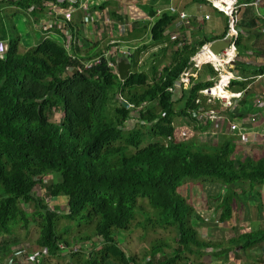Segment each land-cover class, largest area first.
<instances>
[{
  "label": "trees",
  "instance_id": "trees-1",
  "mask_svg": "<svg viewBox=\"0 0 264 264\" xmlns=\"http://www.w3.org/2000/svg\"><path fill=\"white\" fill-rule=\"evenodd\" d=\"M196 4L208 6L206 0H196ZM5 6L36 21L50 7L64 12L71 8L55 0H0V15ZM154 8L147 10L151 22L132 30L129 39L140 41L148 34L151 43L160 47V54L171 51V61L160 72L152 67L150 77L133 71L139 50L123 58L131 66L124 81L108 67L109 63L117 64V52L107 58L92 48L85 53L87 58L80 57L75 43L78 26L71 27V22L59 29L55 20L51 25L56 27L57 38H42L20 54V37H14L0 17V42L7 46L0 59V254L4 257L10 253V243L15 242V230L28 229L32 223L39 229L36 246L46 251L47 257L68 254L65 236L69 232L63 230L64 235H60L57 229L61 217L35 195L36 187H44L47 176L57 179L44 187L46 197L66 199L63 219L76 230L92 226L95 239L102 244L83 264H138L136 258L121 250L116 237L129 231L140 200L147 201L156 212L159 227L174 228L177 234L170 256L160 244H154L144 264H194L192 258L200 261L211 249V256L225 264L235 254L248 259L249 250L264 243V230L228 240L226 248L202 239L196 224L203 223L202 219L178 193L179 183L186 178L219 181L226 188L217 206L219 221L228 226L237 198L234 187L247 183L251 191L264 185V156L234 162V145L227 143L226 137L221 139L222 145L210 146L211 154L196 148L195 143L175 141L174 118L199 124L200 112L214 109L199 93L214 85L217 74L206 65L212 80L194 79L193 71L197 70L191 59L215 40L204 38L196 45L188 44L182 27L179 32L183 37L173 39L166 32L176 24L177 16L163 12L156 17ZM97 59L99 63L85 67ZM205 59L217 62L211 55ZM245 68L249 74L243 75L244 79L264 73V69ZM189 70L192 73L183 84L188 88L175 100L180 78ZM248 84L241 83L239 90ZM220 95L230 97L222 88ZM177 102L183 103L178 110ZM58 112L62 115L59 122L51 121V115ZM133 113L139 127L125 131ZM144 131L159 141L143 146ZM22 205L32 206L33 212L26 213ZM6 236L11 241L6 242ZM9 263L15 264L12 260Z\"/></svg>",
  "mask_w": 264,
  "mask_h": 264
},
{
  "label": "rangeland",
  "instance_id": "rangeland-1",
  "mask_svg": "<svg viewBox=\"0 0 264 264\" xmlns=\"http://www.w3.org/2000/svg\"><path fill=\"white\" fill-rule=\"evenodd\" d=\"M85 2L90 9L88 12H74V16L76 17L79 26L77 27L75 24L79 33L77 43L81 45V52L83 50V53L85 54L92 48L98 53H104L105 56L109 55L110 53L113 54V52H118V55H115L114 58L117 63H119L122 60V56H124L120 54V51L129 53L130 55H135L137 51L141 50L137 55V65L133 71L146 73L150 77H152V67H157L158 72H160L163 66H166L170 63V50H168V52L165 54H160V47L151 43L148 34L144 35L140 41H131L129 39L131 36L130 32L132 30H139V28L146 26L148 22H151V19L147 14V10L150 7L154 6L156 8L157 5L163 10L164 8L168 9L174 6L173 8L176 10L183 11L187 5V0H155L154 2L148 4H145L141 1L137 2L136 0H85ZM93 6H95V8L103 7V10L92 9ZM104 6H106V8ZM2 9L3 11L0 17L4 23H7L14 37H20L21 42L19 46V53L24 54L22 52H26L27 47L32 48V46L35 44V41L40 39V30L43 28V26L38 25L39 23L35 19V21H31L29 19L30 16L18 12L14 7L5 6ZM244 20H247V16H244ZM228 23L229 29L231 30L230 19H228ZM174 26L176 27L179 25L174 24ZM179 28L180 27L177 29L179 30ZM222 28V25H220L218 30ZM232 28H235V25ZM172 30L169 29L168 32L173 35L175 33L170 32ZM36 33L38 35H36ZM169 33H167V35ZM86 41L87 44L85 43ZM3 43L6 44L5 42ZM108 47L110 48L109 50ZM199 55L197 57L199 63L210 61L208 59H199ZM82 58H87L86 54L85 57ZM229 58L233 59V57ZM232 59H227V62H230ZM130 71L131 67L129 72ZM180 90L182 91L181 87L178 86L176 92L178 96L181 93ZM176 99L178 100L177 96ZM182 107L183 103L179 105V102H177L176 110ZM223 108L225 110V108L230 107ZM61 116L62 115L59 112L53 113L50 119L51 121L58 123ZM136 118V114L133 113L132 118L127 121L125 125V131H130L133 128L136 129L139 127ZM174 125V139L176 142L195 143L196 148H201L205 153L208 154L212 153V151H208L211 148L210 146L215 148L222 145L221 141L217 140L212 145L209 144L210 141L208 140H212L213 142V140H216L217 137L220 138V135L227 134L225 133L226 130L223 128L221 132L218 131V134L211 138L210 134L214 130L213 127H210L209 131L207 132L208 134H204L201 129L206 127V122H199V124H187V120H183L182 118L178 117L174 118ZM233 127L237 129L236 126ZM233 127L229 128L232 129ZM214 131L217 132V130ZM144 133L145 136L143 146L159 141L150 137L146 131H144ZM235 139L236 137H229L226 141L231 145ZM253 152L255 151H253L251 148H245L243 151H240V155L236 154V157H241L243 155L248 157L249 155V157L252 156L254 159H256L259 157V155L263 154L258 153L252 155ZM56 179L57 177L55 176L45 177L43 179L44 187L51 185L56 181ZM179 186L180 188H178V193L188 200L190 206L195 210V215L199 216L203 221V223H198L196 221V224L198 225L199 230L203 229L200 231L203 234L204 240H210L220 248H226L227 240L231 239L226 240L224 228L227 225L224 224L221 226L222 223L219 221V211L217 209V206L220 203L219 199L224 196L226 188L219 181L205 179L193 180L188 178L182 180L179 183ZM44 187L43 185L42 187L37 186L35 189V195L41 199H44L48 208L51 211L57 212V214L61 217H59L60 219L57 229L60 235H64L63 230H67L69 232L65 236L67 238L68 245L70 246V248L65 249L68 254H65L61 257L59 255L53 258L47 257L46 251H41L36 246L39 229L35 223H32L28 229L17 228L15 230L13 233L15 242L10 243V248L8 247L10 253L8 255L4 257L0 254V264H10L9 262L11 260L15 264H37L36 260L40 261L38 264H83V260H85L92 251L99 250L101 248L102 244L98 243L94 237L93 227L83 226L80 230H76L74 227H71L70 223L63 219L67 211L66 199H51L46 197ZM236 189L238 191V196L235 199L236 202L233 206L234 217L230 221L228 227H226L228 228L226 231L229 233V235H236L237 238V235L240 236V233L243 234L249 232L246 227L244 228L239 226V224H242L243 218H250V216L256 212V209L259 205L257 197L253 196L252 194L245 196L246 192H241V189L245 191L248 190L247 183L242 184L240 188ZM22 208L28 214L33 212L32 206L22 205ZM137 208L138 209L136 211L135 218L131 223L129 231L117 235L116 238L118 246L128 256L136 258L138 264H144L147 261V254L154 244H160L163 247V252L166 254V256H170L176 246V230L174 228L164 229L159 227L157 224V214L148 205L147 201L140 200ZM262 210L264 211V209ZM233 220L236 223L233 224ZM238 220L240 221L239 224ZM74 225L78 227L79 222H74ZM207 235L211 237L208 238ZM8 239L9 238L6 236L4 240H7L6 242L11 241V238L9 241ZM1 242L2 241L0 240V243ZM205 252L206 253L204 257L201 258L200 261L192 258L194 264H222L219 263L220 260H215L211 256L213 253L212 249ZM72 253H75V255L72 256ZM248 253L250 255H254L255 249H250Z\"/></svg>",
  "mask_w": 264,
  "mask_h": 264
},
{
  "label": "crops",
  "instance_id": "crops-1",
  "mask_svg": "<svg viewBox=\"0 0 264 264\" xmlns=\"http://www.w3.org/2000/svg\"><path fill=\"white\" fill-rule=\"evenodd\" d=\"M136 1L138 2L139 0ZM235 1L240 7H242L243 5H250L254 3H256L257 6L243 7L239 11L238 20L236 21L234 28L239 32V39L238 42L236 43V50L235 52H233L234 58L232 62L230 63H228L227 61L224 62L225 59H223L221 63L223 66V70L222 68L215 69L214 64L210 62L207 64H201L199 66L200 69H198L197 71H193V76H194L193 78L207 82L212 80L207 73V70H209V68L206 65H210L217 74L214 80V84L219 79L220 73L227 76V80H229V83L228 86L226 87L225 92L231 95V97L228 98L231 102V106L230 108H225L224 110L223 106H221L218 101L215 102L213 101L214 103L213 107L216 110V112L220 116H222L223 121L219 123L207 122L206 127H203L201 129L204 134H208L207 132L209 131L210 127H213L214 130H217V132L214 130L211 132L210 134L211 138L215 137L218 134V131L221 132L223 128L226 130L225 133L227 134L220 135L221 137L220 138L217 137L216 140H213V142L212 140H208L210 141L209 144L212 145L217 140L221 141L222 138L236 137L234 142H232V145H234V153L231 156V159L234 161H238V160L243 161L247 158H253L252 156L249 157V155L248 157L246 155H243L241 157L240 156L236 157V154L240 155V151H243L245 148H251L253 151H255L252 153V155L263 153L262 155H259V157H257L256 159H260L264 156V73L255 78H251V77H248L246 79L243 78L245 77L243 75L249 74V72L245 67L249 68L250 71L264 69V33L262 32V30L264 29V0H235ZM156 8H160V7L156 5ZM210 9L212 8L209 5L203 6L196 4V0H187V5L184 8V10L187 13L183 10L184 13L190 16L189 22L187 23V31L185 29L186 26L181 25L180 23H176L179 26L176 27L173 26L170 29L173 30L170 32L175 34L173 35L170 34V35L174 36V38H176V36L183 37V35L177 29L178 27H182V29H184L183 33H185L188 44L196 45L200 43L204 38L207 39L213 38L215 41L223 39L230 30L228 18L225 17L222 13H215L213 9L212 10ZM63 13L64 11L62 12V9L59 7L57 8L50 7V9H46L45 12L41 13L39 16L36 17V19H39L38 25L43 26V28L40 30L41 37L57 38L55 32L56 27L52 28L51 25L53 22H55V20H56L55 24L56 26L59 25V28L65 27L66 24L70 22L72 24L71 27H74L75 24L78 26L76 17L74 16L75 13L73 15L71 14L72 15L71 20L70 22L67 23L66 21H64ZM207 15L210 16V19L208 21L204 20V17ZM244 16H247V20H244ZM29 19L31 21H35L34 20L35 18L31 16ZM220 25H222L223 28L218 30V27ZM167 33L169 32L167 31L166 34ZM36 35L38 34L36 33ZM66 36L69 37V34H67ZM41 37L40 39H37V41H35L34 44L35 46L42 39ZM78 37H76V39ZM77 40H76V44L78 46L77 48L79 50L80 57H85L83 50L81 52L80 49L81 45L77 43ZM85 43L87 44V41ZM210 44H207L204 47H202L200 51H198V53L193 58L197 57L200 54V52L203 50L210 51L209 49ZM34 45L32 46V48L34 47ZM229 47L221 53V56H216L215 54L212 53L214 57L218 58L216 61H218L219 58H222L226 52L230 51L229 53H232L231 50H228ZM29 49L31 48L27 47V50ZM200 58L203 59L202 57ZM236 64L238 66H236ZM243 82H249V84L246 86L245 90H239L238 87ZM224 83H226V80H224ZM231 84L234 85L231 86ZM182 91L178 96L176 93L177 91L175 90L174 92L175 100H177L176 96L178 99L181 97ZM236 94H241V97L235 98L234 95ZM179 105H181V103H179ZM229 126L230 127L236 126L237 129L232 131V129H230ZM241 185L242 184L239 183L238 187H234L236 193H238L236 188H240ZM251 191L249 190V187L247 191L241 189V192H246L245 196L252 194L253 196L257 197L259 206L256 209V212L253 215H251L250 218H246V217L243 218V222L241 225L239 224L240 221L238 220L239 226H242L244 228L246 227L249 230L248 233L264 230V211L262 210L264 209V185L260 187L257 185ZM234 223L236 222H234L233 220V224ZM222 225H224V223H222L221 226ZM226 227L224 228L225 230L224 234L226 235V240L233 238L235 239L236 235H229V233L226 231L228 228ZM200 230L198 229V233L200 234L202 239H204L203 234ZM243 234H247V233H243ZM243 234L240 233V235ZM207 237L210 238L211 236L207 235ZM237 237H239V235H237ZM235 255H236L235 257L232 256V261L226 264H264V243H262V246L259 249L257 250L255 249L254 255L249 254L248 259H246L241 254L238 255L235 254ZM238 256L241 258H239ZM219 263L223 264L224 262L220 261Z\"/></svg>",
  "mask_w": 264,
  "mask_h": 264
},
{
  "label": "built area",
  "instance_id": "built-area-1",
  "mask_svg": "<svg viewBox=\"0 0 264 264\" xmlns=\"http://www.w3.org/2000/svg\"><path fill=\"white\" fill-rule=\"evenodd\" d=\"M145 4L148 3H152L155 0H139ZM55 2L59 5H63V4H67L69 5L71 8L68 11H65L63 13L64 15V20H66L67 22H70L71 20V14L74 12L75 10V6H79L78 10L82 11L83 13H86L89 11V7L86 4L85 0H55ZM206 2L208 3V5L217 10L219 13H222L225 17H227L228 19H230L231 21H237L238 20V16H239V11L241 8L243 7H248V6H257L256 3L251 4V5H243L242 7L238 6L237 2L235 0H206ZM155 13H156V17H159L163 14V12H168L172 15H176L178 22L184 25H187V23L189 22L190 16H188L186 13L184 12H180L178 10H176L173 7H170L168 9L162 10L161 8H156L154 9ZM210 19V16H205L204 20L208 21ZM58 27V25H57ZM64 28V27H63ZM60 29V28H59ZM262 32L264 33V29L262 30ZM67 35V34H66ZM231 40V45L229 47L228 50H231L232 53L226 52L225 55H223L222 58H219V60L217 62H215L213 59L210 61H205L206 63H212L215 66V69H220L221 68V63L223 61V59H232L229 57H233V52H235L236 50V43L238 42L239 39V32L238 30L231 28V30L228 31L227 34ZM175 39V38H173ZM7 51V46L3 43L0 42V59H3L5 53ZM205 52L208 55H211L213 58V54L211 51L208 50H203L200 53ZM120 54L129 56V53H124L120 51ZM107 58H109V55L106 56ZM234 58V57H233ZM194 65L195 68H199L200 63L196 58H193L191 61ZM97 63H99V59L89 62V63H85V67L86 68H90L92 65H96ZM108 67L113 70L114 72L116 71L115 65L112 63L108 64ZM189 74L185 73L182 76V82L185 83L186 82V78ZM224 80H226V83H224ZM229 80H227V76L224 74H219V79L217 80V82L214 84L213 87L207 88L205 90H203L202 92H200V95L204 96L207 99V103L208 104H212L213 101H218L221 106L223 107H230L231 106V102L228 98H224L220 95V88L223 86L228 85ZM171 92V90H169ZM235 98H240L241 94H236L234 95ZM196 104H199V101H196ZM198 120L200 122H206V121H210L211 123H219L221 121H223L222 116H220L216 111L210 110L207 112H200V115L198 117ZM236 130L234 127L232 128V131ZM40 261L36 260V263L38 264Z\"/></svg>",
  "mask_w": 264,
  "mask_h": 264
},
{
  "label": "water",
  "instance_id": "water-1",
  "mask_svg": "<svg viewBox=\"0 0 264 264\" xmlns=\"http://www.w3.org/2000/svg\"><path fill=\"white\" fill-rule=\"evenodd\" d=\"M230 44V38L228 35H226L223 39L212 42L209 45V49L216 56H221V53L226 50ZM130 67L131 66L127 60H121L119 63H117V76L120 81H124L128 77ZM122 104L126 109H128L129 106L126 103L122 102Z\"/></svg>",
  "mask_w": 264,
  "mask_h": 264
},
{
  "label": "clouds",
  "instance_id": "clouds-1",
  "mask_svg": "<svg viewBox=\"0 0 264 264\" xmlns=\"http://www.w3.org/2000/svg\"><path fill=\"white\" fill-rule=\"evenodd\" d=\"M250 5H251V4H250ZM247 6H248V5H247ZM76 11H79V10H78V9H75L74 12H76ZM178 11H179V10H178ZM74 12H73V13H74ZM80 12H82V11H80ZM182 12H183V11H182ZM73 13H72V14H73ZM71 16H72V15H71ZM176 23H179V22H178V19H177ZM180 24H181V23H180ZM181 25H184V24H181ZM184 26H186V25H184ZM173 37H174V36H173ZM230 41H231V40H230ZM235 48H236V47H235ZM117 53H118V52H117ZM122 55H123V54H122ZM109 56H110V55H109ZM129 56H131V55L129 54ZM129 56L124 55V56L122 57V60H127V59H123V58H124V57H129ZM197 57H198V56H197ZM197 57H195V58L197 59ZM127 61H128V60H127ZM191 63H192V62H191ZM201 64H207V63H206V62H201L200 65H201ZM192 65H193V63H192ZM115 68H116V71H115V72H116V74H117V64L115 65ZM193 68L196 69V70L200 69V68H195L194 65H193ZM186 73L189 74V75L187 76V78H188V77L190 76V74H191V70L187 71ZM184 74H185V73H184ZM182 76H183V75H182ZM182 76H181V78H180V84H179L178 86L181 85V86H182V88H181L182 90H183V89L187 90L188 86H187V87H184V86H183V84H187V78H186V82L183 83L182 80H181V79H182ZM192 77H194V76H192ZM194 79H195V78H194ZM213 86H214V85H213ZM213 86H212V87H213ZM199 94H200V93H199ZM201 96H202V95H201ZM202 97L204 98V100H206V103H207V99H206L204 96H202ZM197 101H199V100H197ZM214 102H215V101H214ZM199 103H200V101H199ZM213 104H214V103H212V104H208V103H207V105H213ZM220 105H221V104H220ZM213 106H214V105H213ZM210 110L216 111V110H214V109H209L208 111H210ZM198 121H199V120H198ZM199 122H200V121H199ZM207 122L211 123L210 121H206V125H207Z\"/></svg>",
  "mask_w": 264,
  "mask_h": 264
},
{
  "label": "bare ground",
  "instance_id": "bare-ground-1",
  "mask_svg": "<svg viewBox=\"0 0 264 264\" xmlns=\"http://www.w3.org/2000/svg\"><path fill=\"white\" fill-rule=\"evenodd\" d=\"M235 24H236V21L234 22V21H231V20H230V26H231V28H232ZM207 55H208V54H206V53L204 52V53H201V54H200V57H202V58L204 59V58L207 57ZM215 58H217V57H215ZM217 59H218V58H217ZM232 60H233V59H232ZM232 60H231L230 62H232ZM226 61H227V59L224 60V62H226ZM230 62H228V63H230ZM227 86H228V85L221 87L222 90H223L224 92H225ZM230 96H231V95H230Z\"/></svg>",
  "mask_w": 264,
  "mask_h": 264
}]
</instances>
